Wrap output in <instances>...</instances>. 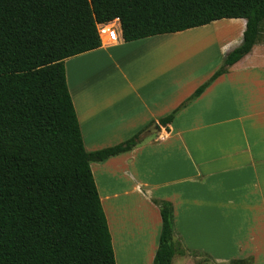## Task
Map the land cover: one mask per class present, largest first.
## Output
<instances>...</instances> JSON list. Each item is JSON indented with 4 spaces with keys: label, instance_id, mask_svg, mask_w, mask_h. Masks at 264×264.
Listing matches in <instances>:
<instances>
[{
    "label": "crops",
    "instance_id": "0c3cea01",
    "mask_svg": "<svg viewBox=\"0 0 264 264\" xmlns=\"http://www.w3.org/2000/svg\"><path fill=\"white\" fill-rule=\"evenodd\" d=\"M245 26L244 18H224L128 42L120 36L64 60L87 151L140 131L131 150L90 164L116 264L121 256L122 264L131 258L153 264L161 232L153 200L172 205L175 235L185 249L175 255L180 264H195L192 255L215 264H264V34L171 122H159L222 66L225 54L241 44ZM206 29L212 30L196 42L203 46L196 64L177 66L182 79L171 84L163 62L154 80L143 77L151 57L163 60L168 53L170 38L192 31L202 36ZM114 63L116 89L100 87L107 78L93 74ZM91 67L96 70L90 73Z\"/></svg>",
    "mask_w": 264,
    "mask_h": 264
},
{
    "label": "trees",
    "instance_id": "16d2710c",
    "mask_svg": "<svg viewBox=\"0 0 264 264\" xmlns=\"http://www.w3.org/2000/svg\"><path fill=\"white\" fill-rule=\"evenodd\" d=\"M115 18L126 42L224 18L246 20L241 44L160 119L167 124L251 50L264 23V0H0V264H116L90 164L131 150L140 131L87 151L64 65L99 48L96 24ZM153 202L161 216L153 264H171L185 249L171 203Z\"/></svg>",
    "mask_w": 264,
    "mask_h": 264
},
{
    "label": "rangeland",
    "instance_id": "374dc122",
    "mask_svg": "<svg viewBox=\"0 0 264 264\" xmlns=\"http://www.w3.org/2000/svg\"><path fill=\"white\" fill-rule=\"evenodd\" d=\"M225 29L226 27L220 28L217 31H214V33L215 35H217L219 34L220 31H223ZM209 30H212V29H206V30L201 31L202 36L201 35L196 36L197 34H200V33L196 31H192L190 34L186 33V34L177 36V38H170L169 44L171 46L168 49V53L166 54V49H165L163 53L164 54L163 60L160 54H155L153 57H151L149 61L150 67L144 71L143 77L147 78L148 80H151V79L154 80L158 76L157 67L160 68V64L163 62L165 64V67H166V63H168V67H169L168 76L170 78L171 84L176 80L182 79L184 76V73L183 71L179 73L177 70V66L178 65L189 66V64L190 65L196 64L197 60L199 59L197 58L198 54L195 55V53H197L200 50L199 47H203L202 44H198L200 42H198L197 44L196 42L200 39L204 40L206 36L208 38V36H210V33L208 32ZM260 31L262 32V34H264V24L261 26ZM194 57H196L197 59H194ZM190 67H193V66H190ZM95 70H96V67H91L90 73ZM93 75L105 76L107 78L105 86H100V87H107V89L109 88L112 90L116 89V84H115V81L113 80L114 77H117V69H116L115 63L113 65H104L103 67L100 68V70H98V73L95 72ZM172 88L173 86L171 87V89ZM192 256H193L192 259L194 260L193 262L195 264H215L214 261L208 262V260L205 259L203 255H199V256L192 255ZM175 257L172 259L171 264H180L182 261V257L181 258L180 257L177 258V256ZM122 258H123L122 256L119 257L118 259L119 264L123 263ZM135 262L136 260L131 258L129 259V261H125V264H135ZM226 264H249V262L244 260L239 263L237 260H235V261H229Z\"/></svg>",
    "mask_w": 264,
    "mask_h": 264
},
{
    "label": "built area",
    "instance_id": "2783aa9c",
    "mask_svg": "<svg viewBox=\"0 0 264 264\" xmlns=\"http://www.w3.org/2000/svg\"><path fill=\"white\" fill-rule=\"evenodd\" d=\"M96 26L101 43L111 44L120 39L121 30L120 23L117 18L109 22L97 23Z\"/></svg>",
    "mask_w": 264,
    "mask_h": 264
}]
</instances>
